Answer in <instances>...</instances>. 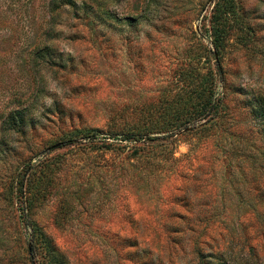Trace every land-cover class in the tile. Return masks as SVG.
Returning a JSON list of instances; mask_svg holds the SVG:
<instances>
[{
	"label": "rangeland",
	"instance_id": "1",
	"mask_svg": "<svg viewBox=\"0 0 264 264\" xmlns=\"http://www.w3.org/2000/svg\"><path fill=\"white\" fill-rule=\"evenodd\" d=\"M51 1L0 0V264H264V0H103L95 24ZM38 44L66 68L34 69ZM208 73L203 135L119 140Z\"/></svg>",
	"mask_w": 264,
	"mask_h": 264
},
{
	"label": "trees",
	"instance_id": "2",
	"mask_svg": "<svg viewBox=\"0 0 264 264\" xmlns=\"http://www.w3.org/2000/svg\"><path fill=\"white\" fill-rule=\"evenodd\" d=\"M218 1V0H217ZM222 4H218V7L225 8L228 5V1L232 0H221ZM217 4V2H216ZM73 6L76 8V16H79L80 11H82V15L84 19L89 20L90 22L94 19L100 23H104L108 18L112 20L109 13L104 11L105 8L103 6V0H83V2L79 5L74 4L71 0H52L50 5V12L55 13L59 10H64L66 6ZM228 10L225 11V14ZM81 20V17H77ZM94 23V22H93ZM95 24V23H94ZM214 34L219 38V40L223 39L224 29H216ZM30 40V39H29ZM32 46V43H31ZM218 52L219 47H215ZM28 55H31V63L34 69L41 68L42 65L50 68H66L67 65L62 63L61 55L54 52L51 46L49 45H35L33 48H30ZM209 74V79L204 78V82H201L198 86L194 88H190L189 91L186 92V97L183 98L182 101L175 103L174 105H169L164 108L165 114L167 113V117H158L155 112H147L146 119L138 118V122L140 124L141 121H145L143 123L144 127L137 128V132L123 134L119 140L134 142L135 148L134 152L140 154V157H144L142 153L149 154L150 151H146L144 147L139 144L142 139L147 138V135L150 134V131H155L151 133H164L161 139L174 140L181 136V132L185 134L193 133L195 135H203L200 133H205L209 130V124L213 125L216 123L215 115L219 111L220 99L216 97V86L213 84L211 79L213 80V74ZM209 82H206L208 81ZM30 106L26 107L22 105V103L18 104L17 109L13 108L9 110L7 115L2 121V133H18L23 134L26 132V128L29 126V122L26 119V116L29 114ZM264 116V115H263ZM264 119V117H262ZM161 126L157 125L160 124ZM142 125V126H143ZM208 126V127H207ZM143 130V131H141ZM149 130V132H148ZM184 135V134H182ZM82 138V137H79ZM88 140V144L95 143V139L93 137H83ZM117 139V138H114ZM159 138H153L154 140H158ZM70 140L65 141L60 146H65ZM156 152H153L151 155H154ZM170 153V152H169ZM161 155H154L150 158L159 159L163 158L161 156H167V150L161 149ZM148 157V156H145ZM149 158V159H150ZM146 162V165L151 167V163ZM44 161H38V164L43 163ZM46 162V161H45ZM48 163V162H46ZM23 192V191H22ZM21 192V193H22ZM25 192H28L26 190ZM31 205H28V209ZM24 210V208H23ZM23 220L28 225L27 217L23 213ZM201 264H211L206 262V259L201 261ZM218 264H228L226 261L220 262Z\"/></svg>",
	"mask_w": 264,
	"mask_h": 264
}]
</instances>
